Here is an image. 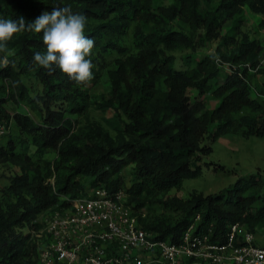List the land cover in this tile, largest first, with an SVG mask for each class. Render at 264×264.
I'll use <instances>...</instances> for the list:
<instances>
[{
    "label": "trees",
    "instance_id": "trees-1",
    "mask_svg": "<svg viewBox=\"0 0 264 264\" xmlns=\"http://www.w3.org/2000/svg\"><path fill=\"white\" fill-rule=\"evenodd\" d=\"M65 6L86 17L85 35L95 42L90 83L33 62L46 53L43 33L14 36L0 68V165L12 170L0 200V264H40V217L63 214L98 189L123 192L139 226L159 240L179 243L195 227L225 243L234 224L260 235V175L218 195L168 193L200 177L209 133L210 143L264 140V85L255 97L251 73L264 75V47L242 33L247 11L264 30V0H0V18L31 23ZM214 43V53L196 56ZM32 80L40 90L28 86ZM105 83L95 99L93 89ZM11 102L30 113L11 114ZM94 109L114 114L98 120Z\"/></svg>",
    "mask_w": 264,
    "mask_h": 264
},
{
    "label": "built area",
    "instance_id": "built-area-1",
    "mask_svg": "<svg viewBox=\"0 0 264 264\" xmlns=\"http://www.w3.org/2000/svg\"><path fill=\"white\" fill-rule=\"evenodd\" d=\"M125 202L123 192L98 189L50 216L40 264H264V243L245 226L232 225L225 243L195 227L171 243L142 229Z\"/></svg>",
    "mask_w": 264,
    "mask_h": 264
},
{
    "label": "rangeland",
    "instance_id": "rangeland-1",
    "mask_svg": "<svg viewBox=\"0 0 264 264\" xmlns=\"http://www.w3.org/2000/svg\"><path fill=\"white\" fill-rule=\"evenodd\" d=\"M261 17L247 11L245 17V25L242 28V33L250 36L251 39H257L264 47V30L259 27ZM218 43L202 47L197 53L198 58H203L208 54L214 53ZM4 66V63L0 61V68ZM227 72H231L228 65L225 66ZM260 70H264V56L262 59ZM254 74L252 79L253 94L256 97L257 92L264 85V75L259 74L256 71L251 72ZM223 80V78H222ZM35 80L28 81V86L36 90H40V87L35 83ZM108 85L102 84L93 89L95 99L106 93ZM257 91V92H256ZM192 99L196 98V93L190 92ZM219 104L218 101L213 98H209V108H216ZM7 109L11 114L19 112L22 114H29L30 112L24 106L16 107L14 103H8ZM112 111L96 110L94 109L92 115L96 119L112 118ZM207 135V139L203 142V146H212V152L202 156L200 162L201 175L196 179H187L183 183V187L173 189L168 193L169 197H179L184 200H188L192 197V194L198 193L204 196L218 195L224 193L228 188L234 185L239 178L248 177L251 175H260L264 179V140L251 137L249 139L239 138L235 136H224L217 140L215 143H210ZM48 158L53 159L54 154L47 155ZM124 175L129 180L131 176V168L124 171ZM12 176V170L5 166L0 165V200H2V190H4L10 183V177ZM89 192V191H88ZM91 194V192H89ZM51 214L43 215L40 217V222L46 223L49 220ZM262 243H264V230H260ZM39 242H45L47 240V232L45 228L38 235Z\"/></svg>",
    "mask_w": 264,
    "mask_h": 264
},
{
    "label": "clouds",
    "instance_id": "clouds-1",
    "mask_svg": "<svg viewBox=\"0 0 264 264\" xmlns=\"http://www.w3.org/2000/svg\"><path fill=\"white\" fill-rule=\"evenodd\" d=\"M86 23V17L73 13L71 6L45 11L31 23L22 16L17 20L0 18V61L8 65V43L14 36L43 33L46 53H34L33 62L47 69L49 75L59 68L77 84H88L94 79V65L88 57L95 42L85 35Z\"/></svg>",
    "mask_w": 264,
    "mask_h": 264
}]
</instances>
